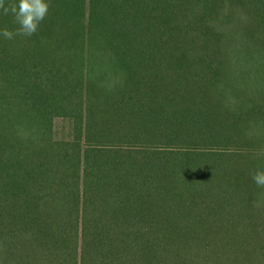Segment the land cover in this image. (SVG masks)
Wrapping results in <instances>:
<instances>
[{
  "label": "trees",
  "instance_id": "16d2710c",
  "mask_svg": "<svg viewBox=\"0 0 264 264\" xmlns=\"http://www.w3.org/2000/svg\"><path fill=\"white\" fill-rule=\"evenodd\" d=\"M47 2L0 36V264H264V0Z\"/></svg>",
  "mask_w": 264,
  "mask_h": 264
},
{
  "label": "clouds",
  "instance_id": "9594fccd",
  "mask_svg": "<svg viewBox=\"0 0 264 264\" xmlns=\"http://www.w3.org/2000/svg\"><path fill=\"white\" fill-rule=\"evenodd\" d=\"M47 0H0V10L3 15H11L15 30L7 27L0 29V36L13 39L15 36H32L38 29L40 22L48 13ZM251 179L258 187H264V169H256L250 173Z\"/></svg>",
  "mask_w": 264,
  "mask_h": 264
},
{
  "label": "rangeland",
  "instance_id": "374dc122",
  "mask_svg": "<svg viewBox=\"0 0 264 264\" xmlns=\"http://www.w3.org/2000/svg\"><path fill=\"white\" fill-rule=\"evenodd\" d=\"M62 123L63 122H61V121H57L56 122V128H57L58 132H60L62 130V127H63Z\"/></svg>",
  "mask_w": 264,
  "mask_h": 264
}]
</instances>
